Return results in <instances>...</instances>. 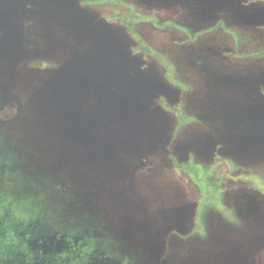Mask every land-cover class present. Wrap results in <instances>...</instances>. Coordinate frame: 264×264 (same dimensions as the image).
<instances>
[{"label":"rangeland","instance_id":"obj_1","mask_svg":"<svg viewBox=\"0 0 264 264\" xmlns=\"http://www.w3.org/2000/svg\"><path fill=\"white\" fill-rule=\"evenodd\" d=\"M0 138L83 210L45 228L99 225L136 264H264V0H0Z\"/></svg>","mask_w":264,"mask_h":264},{"label":"trees","instance_id":"obj_2","mask_svg":"<svg viewBox=\"0 0 264 264\" xmlns=\"http://www.w3.org/2000/svg\"><path fill=\"white\" fill-rule=\"evenodd\" d=\"M123 22L132 28L128 18L124 17ZM140 49L145 53H152L149 46L145 44ZM4 144L3 138H0L1 150L4 149ZM5 154L0 153V172L3 171L5 165L12 172V175L3 177L1 173L0 185L4 183L3 179L5 178L14 182L0 186V264L134 263L132 260L128 261L122 247L119 246L117 249L118 240L99 225L90 226L89 223V227L84 228L81 224H75L74 228L68 229L64 234L57 229L45 228L43 225L46 218H43L50 210L53 215L57 214L58 211L63 216L65 213L71 214L67 216L68 219L63 217L69 222L74 221L72 214L81 215L83 210L73 207L74 198L72 195L66 198L68 189L65 190V188L55 191L56 198L54 201L65 205V208L52 210L46 201L48 195L44 189L42 190V185L37 184L39 182L29 177L30 174L27 175L26 168H22L20 162L15 163L17 160L13 158V155H9V160L13 158L15 161L8 163ZM6 162L7 164H5ZM174 164L176 168L188 173L195 180H200L201 175H203L200 166L194 165L192 162L179 164L174 160ZM6 174L8 173L6 172ZM63 190L64 192H62ZM35 203L36 206H32ZM68 206H71V213L67 212ZM32 208H38L39 212L33 211ZM29 212H33L34 215L29 216ZM85 218L81 217L77 222L85 223L87 221Z\"/></svg>","mask_w":264,"mask_h":264}]
</instances>
